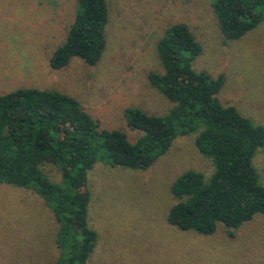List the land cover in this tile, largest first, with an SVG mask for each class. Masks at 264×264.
Wrapping results in <instances>:
<instances>
[{"label": "rangeland", "instance_id": "obj_1", "mask_svg": "<svg viewBox=\"0 0 264 264\" xmlns=\"http://www.w3.org/2000/svg\"><path fill=\"white\" fill-rule=\"evenodd\" d=\"M109 21L99 61L73 57L58 70L49 65L66 38L77 0H0V94L16 88L57 91L73 97L99 129H119L134 142L124 110L163 115L172 106L147 80L160 72L156 42L169 25L187 24L201 46L193 68L224 83L217 93L250 121L264 122V18L237 40L220 33L213 0H106ZM195 132L177 135L169 149L145 170L96 162L87 173L88 226L97 241L88 264H264V214L227 236L221 223L211 235L182 231L166 221L176 202L173 181L187 170L212 174L211 159L198 152ZM252 164L264 186V147ZM43 171L61 182L56 165ZM57 224L41 197L0 183V264H56Z\"/></svg>", "mask_w": 264, "mask_h": 264}, {"label": "trees", "instance_id": "obj_2", "mask_svg": "<svg viewBox=\"0 0 264 264\" xmlns=\"http://www.w3.org/2000/svg\"><path fill=\"white\" fill-rule=\"evenodd\" d=\"M225 41L237 40L264 18V0H213L210 3ZM106 0H77L65 40L49 58L52 69L76 57L96 64L106 45L109 21ZM161 71L147 80L170 103L163 115L139 108L124 110L126 125L139 132L130 142L124 131L99 129L98 123L71 96L38 88L0 94V183L37 194L57 224L56 264H88L97 232L88 226L90 193L87 173L96 162L110 167L145 170L170 147L177 135L195 132V146L211 159L208 179L195 170L171 184L176 198L167 223L182 231L211 235L221 223L229 238L256 214H264V186L252 159L264 147V122L253 124L235 106L217 96L224 76L193 68L201 46L187 24L176 22L156 42ZM46 164L61 171L53 182Z\"/></svg>", "mask_w": 264, "mask_h": 264}]
</instances>
